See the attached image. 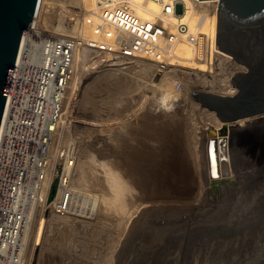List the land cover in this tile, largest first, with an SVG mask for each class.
Returning a JSON list of instances; mask_svg holds the SVG:
<instances>
[{
	"label": "rangeland",
	"instance_id": "374dc122",
	"mask_svg": "<svg viewBox=\"0 0 264 264\" xmlns=\"http://www.w3.org/2000/svg\"><path fill=\"white\" fill-rule=\"evenodd\" d=\"M51 1L46 23L62 9L70 19L68 28H74L66 33L75 34V21L87 12L68 0ZM76 55V91L67 95V119L57 143L75 141L78 167L72 185L93 191L98 199L90 217H60L49 209L38 213L27 237L25 264H264V113L258 112L262 122L250 115L235 118L242 106H232L201 83L211 69H190L198 79L188 75L186 69L168 72L160 79L147 59L95 66L88 65L86 58L82 65L81 52ZM144 65L149 68H142ZM176 78L182 82L178 91L174 90ZM163 89L180 97L174 109L151 105L150 96ZM191 91L198 94L192 96ZM245 97L247 105L250 98ZM204 103H211L215 109ZM224 109L229 113L227 118L226 111L222 114ZM209 138L214 139L217 175L210 170ZM161 144L173 149L174 153L170 152L176 166L188 172L182 185L189 184L186 189L191 188L193 193L186 199L163 202L158 194H145L139 188H132L130 194V175L120 173V168L129 165L131 151L146 156L139 153L142 147L151 149ZM96 157L103 159V167L94 165ZM86 160L89 172H106V179H110L106 180L107 189L94 182L81 186L75 181L80 164ZM149 162L143 165L151 173L154 165ZM98 168L101 171H96ZM114 188L119 195L112 192Z\"/></svg>",
	"mask_w": 264,
	"mask_h": 264
},
{
	"label": "built area",
	"instance_id": "2783aa9c",
	"mask_svg": "<svg viewBox=\"0 0 264 264\" xmlns=\"http://www.w3.org/2000/svg\"><path fill=\"white\" fill-rule=\"evenodd\" d=\"M217 1L97 0L91 13L75 21V34H60L54 27L69 25L66 12L59 9L45 27L48 4L39 0L29 28L21 34L0 120V264H25L23 237L38 213L49 209L60 217L71 214L77 151L73 139L61 145L57 139L67 119L65 101L79 49L86 51L88 65L147 59L161 79L168 72L191 69L182 67L173 52L187 40L194 45V57L211 69L201 83L223 98L238 96L241 78L236 75L249 70L218 52L216 37L212 41L192 32L185 24L186 11L175 10L180 2L200 16L217 15ZM191 72L187 74L198 79ZM173 82L174 90H180L181 80ZM161 93L150 96L151 105L174 109L178 94L164 90L167 104H162Z\"/></svg>",
	"mask_w": 264,
	"mask_h": 264
},
{
	"label": "bare ground",
	"instance_id": "6f19581e",
	"mask_svg": "<svg viewBox=\"0 0 264 264\" xmlns=\"http://www.w3.org/2000/svg\"><path fill=\"white\" fill-rule=\"evenodd\" d=\"M72 5L74 6H77V7H80L82 9L83 12H87V14L91 13L96 7H97V0H74V3L71 2L70 0H68ZM78 2V3H77ZM46 3L48 4V8L46 9V15H45V18L46 19L48 17V12L50 11V8L52 7V4L53 2L51 0H46ZM152 7H155V5H152ZM180 9L178 12L177 9ZM175 10L178 14H181L183 13V11H186V14H187V17L185 18V24H187L189 26V28L192 30V32L194 33H200V34H204V35H207L209 38L212 39V41L214 40V38L216 37V22H217V15L216 13H213V14H205V15H202L200 16V12H198L197 10H195L194 8H192L190 5H183L182 3L180 2H177L175 4ZM139 13L141 15H143L141 11H139ZM43 25L45 27L48 26V24L46 23V20H44L43 22ZM70 26V25H68ZM68 26H64L62 24L54 27V30L60 34H66V32H69V31H72L74 28H71L72 30H70V28H68ZM60 28L61 31H58V28ZM65 29V31L63 30ZM193 43L187 41V40H183L181 41L179 44L176 45V47L174 48V55L176 57H178L179 59V64L182 66V67H187V68H191V69H208V64L207 63H204V65L202 66H198V64L202 61H200L199 59L195 58L194 55H193ZM213 47V46H212ZM217 50V49H216ZM78 51L81 52V64L83 65L84 64V60L86 58V51L84 49H79ZM78 51H77V54H78ZM214 51V50H213ZM218 51V50H217ZM220 52V51H218ZM221 53V52H220ZM77 56V55H76ZM76 56H75V65H76ZM142 68H149V66L147 65H144V67ZM186 71H190V69H186ZM244 71V70H243ZM111 74V73H110ZM238 75L240 76L241 78V84H240V88H239V94L243 93L244 96H241L238 98L237 100V105L238 107H241L243 108V106L246 105V103L243 102V100L246 98L245 96H248L250 98L249 100V103L247 105L250 104V106L255 105H259L261 107V111H259L260 113H264V85L260 84L259 85H256L253 84V77L251 75V72H242V73H238L236 75V77L238 78ZM74 78V77H73ZM252 82L251 84V87H250V83ZM171 85V84H170ZM169 85V86H170ZM236 85V84H235ZM152 86V85H151ZM172 86V85H171ZM259 86V87H257ZM74 87L75 85H73V79H72V83H71V86H70V89H73V92L72 91H68V94L69 93H72L74 94V92L76 91V89L74 90ZM168 87V86H167ZM166 87V88H167ZM159 88H162L161 86H159ZM255 88V89H254ZM89 89V88H88ZM169 89V88H168ZM238 94V95H239ZM88 95V94H87ZM161 95L163 97H167V93H164L162 92ZM73 97V96H72ZM86 98L88 97H85V100H87ZM71 99V98H69ZM212 100V99H211ZM73 101V100H72ZM72 101L68 100V102H71ZM88 101V100H87ZM87 101L86 103L84 104H87ZM214 100H212V103L214 105ZM227 102V101H226ZM249 107V106H248ZM257 108V107H256ZM226 111L225 115H226V118L228 117V111L226 109L223 110V113ZM254 117L253 120L256 118L257 121L259 122H262V118L260 117V114L258 112H254L253 114L250 115V117ZM257 116V117H256ZM249 117V118H250ZM260 117V118H259ZM156 119V118H154ZM160 119V118H159ZM169 119V118H168ZM163 120V119H161ZM173 120V119H172ZM154 121V120H153ZM243 121V120H241ZM255 121V120H254ZM165 122V120H164ZM250 122H253V121H250ZM145 123V122H144ZM149 123V122H148ZM153 123V122H152ZM152 123H150L152 125ZM156 123V122H155ZM162 123V122H161ZM160 123V124H161ZM168 123V122H167ZM175 123V122H174ZM225 123V121H224ZM240 123V122H238ZM254 123V122H253ZM154 124V123H153ZM166 124V122H165ZM177 124V123H176ZM158 125V123L156 124ZM156 125L153 126L156 128ZM146 126L148 127L149 124ZM167 126V125H166ZM171 126V125H170ZM169 126V127H170ZM220 126H223V123H220ZM168 127V126H167ZM146 128V127H145ZM166 128V127H165ZM164 128V130L166 131V129ZM175 128V127H174ZM149 129H152L151 127H149ZM157 129V128H156ZM159 129H162V128H159ZM158 129V130H159ZM187 129V128H186ZM147 130V129H146ZM154 131L156 132H159L155 129H153ZM171 130V129H170ZM178 130V129H177ZM165 131H162L161 133H164ZM169 131V129H168ZM180 131V130H178ZM184 131H185V128H184ZM182 131V132H184ZM153 132V131H152ZM181 132V133H182ZM219 132V131H218ZM151 133V132H150ZM171 133V132H170ZM178 133V132H177ZM152 134V133H151ZM156 134V133H155ZM165 134H168L167 132ZM164 134V135H165ZM179 134V133H178ZM149 135V134H148ZM146 135V136H148ZM163 135V134H162ZM163 135V136H164ZM172 135V134H171ZM185 135V134H183ZM182 135V136H183ZM152 136V135H150ZM166 136V135H165ZM176 136V135H175ZM175 136H173L174 138H176ZM182 136L180 138H182ZM154 137V135L152 136ZM157 138V136H155ZM151 138V137H150ZM163 138V141H164V137ZM171 138V136H170ZM178 138V137H177ZM179 138V139H180ZM158 139V138H157ZM161 139V138H159ZM158 139V140H159ZM167 140V138H165ZM154 140V139H152ZM176 140V139H175ZM181 140V139H180ZM183 140V138H182ZM157 141V140H156ZM169 141V140H168ZM179 141V140H178ZM208 153H209V163H210V166H211V171L213 173V175H217L212 169L215 167V165L217 166L216 162H215V159L213 157V155H211V151L214 150L215 151V148H214V145L212 143V140L209 138L208 140ZM95 142V141H94ZM155 142V141H154ZM186 142V141H183V143ZM188 142V141H187ZM159 143V142H158ZM162 143V142H161ZM165 143V142H164ZM180 143V142H179ZM193 143V142H192ZM92 144V143H91ZM98 145V144H97ZM163 144H161V146H157L156 148L152 147L151 149L148 147V149L143 148V150L141 149V146L140 147V152L139 153H144L146 156H141V154H134L135 152L131 153L130 152V162H129V165H127V168H125L124 170L120 168V173H128L130 175L129 177V183H130V194H131V190L132 188H135V189H140L141 192L145 191V194L146 193H151L152 196H153V193L154 194H158L160 196V200L163 202L166 201H178V200H181L183 198L186 199V197L189 196V194H192L191 193V188H188L186 189V187L189 185H186V187H184L182 185L183 182H185V177L186 175L188 174V172L184 171L181 167L179 166H176L175 162H174V157L172 156L173 154L170 152L172 151L171 149L168 150V145L167 147L166 146H162ZM172 145V143L170 144ZM188 145V143H187ZM131 146V145H130ZM143 146V144H142ZM153 146V145H151ZM173 146V145H172ZM174 147V146H173ZM185 148V147H184ZM189 148V147H188ZM97 149V148H96ZM178 149V148H177ZM92 151V150H91ZM223 151V150H222ZM173 152V151H172ZM184 152V151H183ZM174 153V152H173ZM91 155V154H90ZM89 155V156H90ZM125 155V154H123ZM119 156V155H118ZM117 156V157H118ZM126 157V156H125ZM186 157V156H185ZM88 158V157H87ZM92 158V157H91ZM97 158V157H96ZM95 158V160H96ZM128 159V157H126ZM174 158V159H173ZM234 158V156H233ZM86 159V158H85ZM120 159V158H119ZM118 159V160H119ZM92 160V159H91ZM193 160V159H192ZM233 160V159H232ZM103 161V159H102ZM100 161L98 158H97V161L94 162L97 167V165H101L103 167V164L104 162ZM114 161V160H113ZM149 161H152L153 165H154V170L152 169V172L150 173L151 170H145L144 169V165H143V162H149ZM179 161V160H178ZM211 161V162H210ZM219 161V160H218ZM236 161V160H235ZM119 162V161H118ZM87 160L86 162L84 161V163L82 162V164H80L79 166V169H78V173H77V176L75 177V181L79 184V185H83V186H88L89 184H91L92 182L96 183V185H99L101 186L102 188L104 189H107L108 187V184H106V178H109L107 175H106V172L104 173H98V174H95L92 173L91 171L89 172V168H88V165H87ZM98 163V164H97ZM108 163V162H107ZM145 163V164H146ZM150 163V162H149ZM179 163V162H178ZM234 163V162H233ZM127 164V163H126ZM180 164V163H179ZM198 164V163H197ZM223 164V163H222ZM230 164V163H229ZM90 165V164H89ZM123 165V164H122ZM143 165V166H142ZM150 165V164H149ZM151 165V166H153ZM186 165V164H185ZM225 165V164H224ZM92 166V165H91ZM114 166V165H113ZM121 166V164H120ZM150 166V167H151ZM240 166V165H238ZM78 167V166H76ZM99 167V166H98ZM125 167V166H124ZM225 167V166H224ZM222 167V168H224ZM243 166H241L242 168ZM88 168V169H87ZM123 168V167H122ZM147 168V167H146ZM149 168V166H148ZM105 169V167L103 168V170ZM107 169V168H106ZM151 169V168H150ZM196 169V168H195ZM226 169V167H225ZM229 169V168H228ZM232 169V168H231ZM77 170V169H76ZM99 170L96 169V171ZM230 170V169H229ZM241 170V169H240ZM101 171V170H99ZM107 171V170H106ZM111 172V170H109ZM225 171V170H224ZM227 171V170H226ZM235 171V170H234ZM118 172V170H117ZM235 172H239V170L235 171ZM243 172V171H242ZM150 173V174H149ZM118 174V173H117ZM116 174V175H117ZM197 174V173H196ZM228 174V173H227ZM235 174V173H234ZM109 175V174H108ZM114 176V175H112ZM123 177L125 176L124 174L122 175ZM185 176V177H184ZM227 176V175H226ZM188 177H191L190 175ZM118 178H121L120 176H118ZM114 179H117V177ZM224 179V177H223ZM222 179V181H223ZM226 179V178H225ZM110 180V179H108ZM107 180V181H108ZM123 180V179H122ZM196 180V179H195ZM233 180V179H232ZM119 181V179H118ZM189 181H190V178H189ZM227 182V181H226ZM231 182L228 180V183ZM108 183V182H107ZM120 183V182H119ZM225 183V182H224ZM76 184V183H75ZM109 184H111V181H109ZM113 184V183H112ZM126 184V183H125ZM222 184V183H221ZM114 185H117V184H114ZM121 185V183H120ZM124 185V184H123ZM213 185V184H212ZM129 186V185H128ZM190 186V185H189ZM110 187V186H109ZM81 188V187H80ZM84 188V187H83ZM111 188V187H110ZM116 188V187H115ZM114 188V190H115ZM120 188V186H119ZM119 188L117 190H119ZM87 189V188H86ZM80 190L78 189L77 187L74 188L72 187V189L70 190V194H71V198H70V202H69V212L73 215H80V216H87V217H90L93 215L94 213V210H95V206H96V201L98 199L97 195L95 194H92L89 193L90 191L89 190ZM112 189V188H111ZM185 189V190H184ZM112 191V192H116L115 191ZM128 190V189H127ZM89 191V192H88ZM134 191V189H133ZM138 191V190H137ZM108 193V192H107ZM117 193V192H116ZM115 193V194H116ZM120 193V192H119ZM119 193H117V195H119ZM144 193V192H143ZM133 194V193H132ZM150 196V198L152 197ZM191 196V195H190ZM145 198V197H144ZM153 198V197H152ZM155 198V197H154ZM192 198V197H191ZM156 199V198H155ZM191 200V199H190ZM152 201V200H151ZM156 201V200H154ZM159 201V200H158ZM160 201V202H161ZM148 202V201H147ZM162 202V203H163ZM183 202V201H182ZM185 202V201H184ZM189 202V201H187ZM98 203V202H97ZM143 203V202H142ZM155 203V202H153ZM159 203V202H157ZM30 225V224H29ZM29 233H30V226H29V229L26 231L25 233V236L23 237V247L25 246L26 242H27V237L29 236Z\"/></svg>",
	"mask_w": 264,
	"mask_h": 264
},
{
	"label": "water",
	"instance_id": "95a60500",
	"mask_svg": "<svg viewBox=\"0 0 264 264\" xmlns=\"http://www.w3.org/2000/svg\"><path fill=\"white\" fill-rule=\"evenodd\" d=\"M38 2L0 0V120L21 34L29 28ZM215 49L244 65L251 72L253 84L264 85V0H218ZM239 96L224 99L233 106ZM206 105L215 109L211 103ZM259 111V105H245L235 118ZM211 155L216 162L214 150ZM212 170L215 172L217 166Z\"/></svg>",
	"mask_w": 264,
	"mask_h": 264
},
{
	"label": "clouds",
	"instance_id": "9594fccd",
	"mask_svg": "<svg viewBox=\"0 0 264 264\" xmlns=\"http://www.w3.org/2000/svg\"><path fill=\"white\" fill-rule=\"evenodd\" d=\"M161 103L162 104H167V98L166 97H162L161 98Z\"/></svg>",
	"mask_w": 264,
	"mask_h": 264
}]
</instances>
